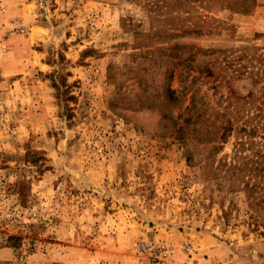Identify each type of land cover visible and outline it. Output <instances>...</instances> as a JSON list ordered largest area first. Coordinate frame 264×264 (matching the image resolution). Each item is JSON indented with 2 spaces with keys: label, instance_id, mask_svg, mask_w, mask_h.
<instances>
[{
  "label": "rangeland",
  "instance_id": "374dc122",
  "mask_svg": "<svg viewBox=\"0 0 264 264\" xmlns=\"http://www.w3.org/2000/svg\"><path fill=\"white\" fill-rule=\"evenodd\" d=\"M179 1L0 0V264H264L243 193L196 163L213 142L172 132L193 93L264 101V0ZM171 61L182 101L141 102Z\"/></svg>",
  "mask_w": 264,
  "mask_h": 264
},
{
  "label": "trees",
  "instance_id": "16d2710c",
  "mask_svg": "<svg viewBox=\"0 0 264 264\" xmlns=\"http://www.w3.org/2000/svg\"><path fill=\"white\" fill-rule=\"evenodd\" d=\"M176 1L181 4L179 0ZM157 51L164 55L168 54L167 48L162 47L148 52ZM168 55L174 56L170 53ZM173 62L169 63L165 84L151 94L139 95L138 99L141 102H147L148 106H153L155 97L160 95L166 96L172 103L182 101V95L172 86L176 70H178L176 63L170 66ZM181 82L184 83L183 80ZM187 93L189 91L186 90L183 96L186 97ZM187 100L189 105L186 109L189 112L184 119L181 118L183 113H179L176 118L173 115H164V118H175L172 132L180 134L184 141L185 137L196 134L204 141L213 142L208 149V155L203 156L196 163H199L205 174L217 180L221 192L232 195L243 193L241 198L242 203L247 204L248 225L253 229L264 227V101L254 105L253 111H246L241 115L235 109L226 110L224 113H211L204 108H199L195 93ZM231 138L234 139L231 152L219 156L220 151ZM187 160L190 165L196 164L193 155L189 152ZM230 203H233L232 207H236L235 203L238 202L232 198Z\"/></svg>",
  "mask_w": 264,
  "mask_h": 264
},
{
  "label": "built area",
  "instance_id": "2783aa9c",
  "mask_svg": "<svg viewBox=\"0 0 264 264\" xmlns=\"http://www.w3.org/2000/svg\"><path fill=\"white\" fill-rule=\"evenodd\" d=\"M21 31L24 33L26 29L22 27ZM138 245H139L138 248L141 251L150 252V254H152L153 252H157V251L159 252L166 251V248H167L166 245H160L158 247H155L153 243H150L148 241L140 242Z\"/></svg>",
  "mask_w": 264,
  "mask_h": 264
}]
</instances>
